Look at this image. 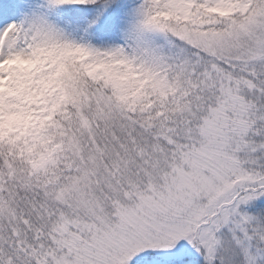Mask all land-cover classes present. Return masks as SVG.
Here are the masks:
<instances>
[{"label": "snow or ice", "instance_id": "snow-or-ice-1", "mask_svg": "<svg viewBox=\"0 0 264 264\" xmlns=\"http://www.w3.org/2000/svg\"><path fill=\"white\" fill-rule=\"evenodd\" d=\"M0 264H264V0H0Z\"/></svg>", "mask_w": 264, "mask_h": 264}]
</instances>
